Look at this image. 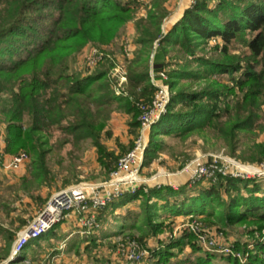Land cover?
Masks as SVG:
<instances>
[{
    "label": "trees",
    "instance_id": "16d2710c",
    "mask_svg": "<svg viewBox=\"0 0 264 264\" xmlns=\"http://www.w3.org/2000/svg\"><path fill=\"white\" fill-rule=\"evenodd\" d=\"M174 1L151 0L144 6L146 13L136 17L142 0H0V112L7 120L6 150L23 149L32 156L28 174L11 187L10 198L21 195L47 202L39 193L55 178L53 166L69 144L91 140L101 168L110 176L126 148L117 152L105 144L114 135L108 123L114 110L123 111L130 117V133L139 135L140 105L150 103L157 90L152 60L155 77L164 70L169 73L171 100L151 127L145 161L151 162L164 148V136L177 137L184 145L212 136L235 156L242 135L264 131V0H193L165 32ZM133 19L137 49L127 63L126 94H116L114 58L105 57L85 75L71 72L73 57L90 44L114 53L107 46L120 40ZM237 47L246 50L234 54ZM185 79L210 82L195 89ZM4 97L10 105L1 111ZM53 127L61 135L50 143L48 131ZM242 158L264 161V141H253ZM139 198L145 201L142 213L154 234L172 231L175 223L154 220L153 199L162 201L171 215H203L206 224L223 231L247 225L254 244L234 245L244 261L205 249L197 264H264V179L218 175L210 183L187 182L179 190L161 185L146 191L143 186L108 203L99 219ZM16 210L0 196V215L10 225L0 221V236L8 247L27 224L24 216H14ZM195 238L190 232L169 238L151 252L147 264H189L174 258L187 245L202 249ZM96 246L93 239L86 249Z\"/></svg>",
    "mask_w": 264,
    "mask_h": 264
},
{
    "label": "rangeland",
    "instance_id": "374dc122",
    "mask_svg": "<svg viewBox=\"0 0 264 264\" xmlns=\"http://www.w3.org/2000/svg\"><path fill=\"white\" fill-rule=\"evenodd\" d=\"M143 1V0H142ZM149 1V0H146ZM151 2V0H150ZM193 2V0H176L170 6L171 14L167 18L169 21L171 18L175 19L178 15H181L184 9ZM143 4V7L138 11L136 17L141 16L146 13V9L144 6H148L150 3ZM134 20V19H133ZM125 39H129L135 45V50L131 58H127L124 55L123 45L126 44ZM125 41V42H124ZM124 42V43H123ZM120 43L122 45V49L119 47V53L113 54L108 51L109 54L114 56L115 65L118 66L117 75H111V78H115L117 82L116 86V94L118 96L122 95V93H127V83L124 82L120 85V74L125 73L127 71V63L128 60H131L135 56V52L137 49V44L135 43V36L132 34V27L130 30L125 31L123 36L120 38ZM210 44H214L212 41ZM119 46V45H118ZM93 47H97L93 44L86 46L83 51L74 56L71 62V72H81L83 75L91 72L93 69H87L84 66L86 56L90 53V49ZM98 48V47H97ZM246 49L237 47L233 50L234 54H241ZM113 51V50H112ZM153 56V55H152ZM153 61V60H152ZM151 64V62H150ZM153 66L151 64V71ZM166 73L169 75L167 70ZM119 76V77H118ZM155 80L160 81V77H155ZM184 81H188L185 79ZM208 82L205 79L203 80H195L188 81L190 87L195 89H200L204 87ZM10 103L6 97H4V101L2 103V110L7 109ZM90 106L95 109L96 104L92 103ZM115 106V103H114ZM129 115L120 110H114L111 119L108 123V128L113 131V136L110 138H106L104 141L105 144L111 150H116L117 152L121 151V147L124 146L126 148V152L120 157H124L136 144L139 135L134 137L130 133L129 126ZM0 128L4 130L5 137L8 134L7 130V120L5 119V113L0 112ZM61 135V131L57 127H53L48 131V137L50 139V143L56 141V139ZM166 144L163 149L158 152L156 158H154L151 162H147L144 160L143 166L141 169V176L148 178L149 182L144 186L145 188L153 187L156 182H161L163 186L167 185L173 188L174 190H179L182 185L185 184L183 179H175V177L162 176L158 177L154 180L152 177L156 176L159 173H174L177 170H180L184 165L188 162L196 158L197 156H209V155H225L229 156L237 161L242 163H258L252 162L249 160H244L242 156L247 155L248 147L253 143V141H264V131L258 132L254 136L251 135H242L241 142L239 148L237 150V155H232L231 151L227 146L223 144L222 141L215 139L210 136L207 140L198 139L195 145H191L189 141L187 144H183L177 137L173 136H164ZM149 142V135H148ZM5 154L10 156L13 154H17L19 152H26L29 156L28 161H26L19 169H7L2 164L0 165V196H4L8 202L14 205L17 210L14 212V216L17 214L24 216L27 218V224L33 220L36 214L45 206L47 202L44 204H40L29 197H18L17 195L9 196L11 193V187L17 185L21 178L26 176L30 170L32 156L25 150H20L17 153L7 152V141L5 145ZM60 162H56L53 166V174H55V178L51 182L50 185L43 187L40 191V195L47 199L68 187L74 184H79L81 182H89V183H98L109 179L110 176L105 175L103 169L101 168L98 160H97V151L93 146L91 140L85 141L81 145L74 146L72 144L66 145L65 148L61 152ZM7 158V157H6ZM57 158V155H53V161ZM119 159V160H120ZM261 162V161H260ZM119 164V162H118ZM118 166V165H117ZM218 175H222L218 170L213 177L202 179L204 183H210L211 181H215ZM245 180H249L246 178H242ZM253 179V178H251ZM264 179V178H259ZM69 181L68 184H65V181ZM178 181V188H174L171 183ZM22 193V192H21ZM118 199V198H117ZM114 201V200H113ZM142 199L133 200L131 203L126 205L125 207L117 208L113 214H108L104 221L99 219L100 226L96 228L94 231L97 232V236L101 239H95L97 241L98 246L93 247L91 250L85 248V239H83L80 234V228H75L77 231L75 234V238L72 239V242L69 239H65L63 241H56L53 244H48L45 238L41 239L40 245L47 244L45 248H34L33 252L31 250L28 252L29 261L28 264H62V263H70V264H147L151 260V252L156 250L157 248L164 245V242L168 241L169 238H181L185 232H190L195 235L194 243L201 247L200 250H193V248L187 245L181 252H178V249H175L178 252V256L174 258V262L179 261H189V264H197L196 261L199 257H202L205 254V249L217 252L220 255H234L241 260L244 259L242 253H238L235 251V243H253V238L246 228L247 225H234L228 228L226 231L219 229L216 225H208L205 223V217L203 215H171L167 211V209L163 208L162 201H156L153 199L151 202L156 204V214L154 215V220L157 222H165L169 224L171 222L175 223L174 228L171 231L165 229L166 231L159 232L157 234L152 233L149 230L145 222V215L142 213L143 203ZM0 221L9 227L8 219L6 220L4 214L1 213ZM194 223L199 222V231L198 233H194L188 230H181L180 225L186 223ZM26 224V225H27ZM25 227V226H24ZM23 227V228H24ZM22 228V229H23ZM20 229V230H22ZM19 230V231H20ZM17 232V235L19 233ZM84 231V230H83ZM93 231V232H94ZM149 231V232H148ZM148 232V233H146ZM146 233L147 235H143ZM17 235L14 241L17 238ZM200 235H204L206 242L200 238ZM255 235H259L257 232ZM144 236V237H143ZM211 238V240H210ZM37 240V239H35ZM210 240V241H209ZM213 240V244L211 241ZM13 241V244H14ZM74 241V242H73ZM130 241H135L139 245L143 247V250L146 249L149 255H146L143 259L139 261H127L122 258L119 250L122 246L126 245ZM2 247L5 249V252L8 250V246H3L5 244L4 239L0 240ZM69 244L71 248L69 247ZM84 244V245H83ZM161 245V246H160ZM13 247V245H12ZM64 250L66 254L61 257V252ZM225 249H229L230 251H226ZM72 253V254H71ZM71 254V255H70ZM89 255V259L87 260V256ZM118 257V259H116ZM74 261L72 262V260ZM70 261V262H68ZM244 261V260H243ZM64 263V264H65ZM26 264V263H23ZM221 264H230L227 261L222 262Z\"/></svg>",
    "mask_w": 264,
    "mask_h": 264
},
{
    "label": "built area",
    "instance_id": "2783aa9c",
    "mask_svg": "<svg viewBox=\"0 0 264 264\" xmlns=\"http://www.w3.org/2000/svg\"><path fill=\"white\" fill-rule=\"evenodd\" d=\"M125 41L126 44L124 43ZM125 41L123 42L124 55L127 58H131L135 45L129 39H125ZM90 50L84 63L87 69L96 68L105 57L114 58L112 54L97 47H93ZM118 69V66L115 65L112 73L117 75ZM159 74L160 81H157L154 79L155 75L152 69L151 75L157 90L150 103H142L140 105L142 109L139 117L141 123L140 136L133 149L119 160L117 169L111 173L109 179L98 183L81 182L54 193L33 220L19 231L9 258L1 260L0 264H16L30 240L40 238L51 231L69 214L76 215L77 223L84 231L93 232L100 226L98 216L104 206L120 198L126 192H135L142 185L149 182L148 178L141 176L145 151L148 146V135L152 125L167 112L171 100V87L168 83L169 75L166 71H162ZM119 79L120 85L124 82L127 83V71L120 74ZM119 93L118 91L117 94ZM5 145L6 137L4 130L0 128V165L6 166L5 168L7 169L17 170L28 161L29 156L26 152H19L10 156L6 155ZM217 170L223 176L246 179L264 178V161L242 163L225 155L197 156L174 173L166 175V172L164 174L159 173L152 178L156 180L158 177L168 176L175 177V179H183L187 183L213 177ZM178 183V181H175L171 185L176 189L178 188ZM161 185V182H156L154 186ZM147 189L145 188L146 191ZM199 226V222H189L180 225V228L181 230H188L196 234L199 231ZM200 238L204 241L203 244L205 245V236L200 235ZM211 243L213 244V240ZM225 250L230 251L229 249ZM118 254H121L122 258L127 261H139L146 255H149L146 249L143 250V247L135 241H130L122 246ZM238 256H240L239 253ZM24 263L28 264L29 261L24 260Z\"/></svg>",
    "mask_w": 264,
    "mask_h": 264
},
{
    "label": "crops",
    "instance_id": "0c3cea01",
    "mask_svg": "<svg viewBox=\"0 0 264 264\" xmlns=\"http://www.w3.org/2000/svg\"><path fill=\"white\" fill-rule=\"evenodd\" d=\"M142 3L144 4H147V3H150V0L149 1H146V0H143ZM190 5V4H189ZM171 10V8H170ZM171 14V13H170ZM182 16L181 15H178L175 19L171 18L169 21H167V19L165 20V23L163 25V28H164V31L165 32H168L174 25V23ZM132 27V34H133V37L135 36V32H136V26H135V20H132L130 21L128 24H127V27H126V30L125 31H128L130 30V28ZM119 45V46H118ZM121 43H120V40H118L117 43H114V44H111L109 46H107V48L111 49L114 51V54H118L120 51H119V47H120ZM122 49V45L120 47ZM151 64L153 66V63L151 61ZM130 119V118H129ZM129 128V126H128ZM126 206V205H125ZM123 206V207H125ZM80 228L81 231H78L80 232V234L82 235L81 237L83 239H85V248H86V245H88L93 239H101V238H104V236L102 237H98L97 235V232L99 231H94V232H86V231H83V229L78 225L77 223V218H76V215L75 214H69V216H67L61 223H59L53 230L47 232L46 234H44L43 236H41L40 238H38L37 240L35 239H32L29 241V243L27 244V246L25 247L24 251L22 252V254L20 255L18 261L16 262V264H23L24 263V260H28V259H31L29 258L30 255H28V252L31 250V252H33L34 248L38 247V248H45L47 244H44L43 246L40 245V241L41 239L45 238L47 241H49L48 244H53L55 243V240L57 241H63L65 239H69L70 242H72V239L75 238V234L77 233V231H75L74 229L75 228ZM75 236V237H74ZM3 239L1 236H0V240ZM74 242V241H73ZM83 244V245H84ZM6 244H4L3 246H5ZM12 245L13 243L11 244L10 247H8V250L5 252V249L2 247L1 243H0V261L1 260H4V259H7L9 258L10 254H11V250H12ZM71 244H69V247L68 248H71L70 247ZM60 250V249H59ZM61 252V250H60ZM61 257L64 256L66 253L65 251L63 250L61 252ZM72 254V253H71ZM70 254V255H71ZM67 256V254H66ZM87 260L89 259V255L87 256ZM74 261V259L72 260V262ZM49 264H50V260L48 261ZM70 262V261H68ZM65 263V262H64ZM62 263V264H64ZM65 264H68V263H65ZM70 264V263H69Z\"/></svg>",
    "mask_w": 264,
    "mask_h": 264
}]
</instances>
